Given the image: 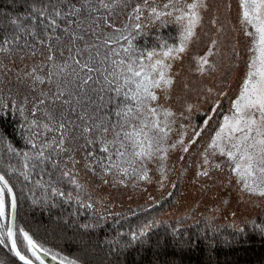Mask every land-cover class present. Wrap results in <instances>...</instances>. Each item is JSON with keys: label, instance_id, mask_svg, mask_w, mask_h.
<instances>
[{"label": "snow or ice", "instance_id": "obj_1", "mask_svg": "<svg viewBox=\"0 0 264 264\" xmlns=\"http://www.w3.org/2000/svg\"><path fill=\"white\" fill-rule=\"evenodd\" d=\"M35 2L41 5L31 9L37 18L36 27L43 25L41 35L49 41L46 59L55 61L53 42L56 47L67 52V58L62 64L53 63V71L46 73L48 83L53 82V77H60L55 81V90L41 91L36 101H29L27 96L22 101L32 104L29 108L33 117L29 126V143L35 153L23 154V171L20 175L27 181L37 167L51 162L52 167L61 172V176L71 178L73 174L60 169L62 161L54 160L51 152H56L57 156L69 153L73 150L66 147L69 138L75 140L82 137L85 141L82 147L88 148L87 156L92 158L85 164L86 168H92L94 163L104 175L111 173L122 177L139 171V178L147 179V172L141 171L142 166L157 154L167 153L168 149L164 144L174 122L170 119L174 114L159 106L158 93L167 92L173 84L170 61L185 53L194 39L201 22L199 9L205 6L204 0H191L190 3L187 0H167L163 9L151 7L152 18L155 19L173 16L175 13V22L181 29L179 46L167 47L162 52H138L129 36L124 34L125 30L109 23L105 16L94 15L100 9L111 10L113 5L107 0H96L95 4L91 0H83L79 6L73 0ZM239 5L242 9V23L250 29L246 35L251 40L253 56L247 65L248 71L238 98L231 103V114L223 117L208 149L211 154L219 153L230 162L231 171L247 192L264 197V0H239ZM134 12V19L140 21L142 9L136 6ZM11 24L19 31H28L33 37L38 35L35 29H25L17 20H12ZM134 27L139 31L141 25L137 23ZM104 28L110 31L105 32ZM63 36L67 39H62ZM19 40L18 35H13L11 40L4 39L0 42V53L10 51V47L3 45L18 44ZM121 41H126L128 46L121 45ZM40 43L43 45L44 40H40ZM60 55L64 56V51ZM207 65L208 56L197 59L201 73ZM36 72L37 69H33L26 74L27 79L32 81L33 86L45 84V76L37 75ZM20 82H24V77L20 78ZM96 85L100 86V92L114 93L116 98H122L125 102V106L115 113L120 119L113 124L107 116L96 115V109L92 115L86 111L81 112L78 119L83 123L78 126L79 132L74 134V121L69 117L81 105L82 100L78 98L81 93L87 96L89 90L96 92ZM73 86L76 88L75 92L72 91ZM74 97L76 107L72 106ZM99 99L103 100L104 97L100 96ZM88 102L94 103L90 97ZM4 107V100L0 97V110ZM7 107L12 108V103L9 102ZM15 107L23 113L24 108L19 105ZM188 111H191L190 106ZM94 144L100 145L99 151L104 154L103 159H94L90 147ZM183 150L187 152L188 148ZM165 158L166 155L160 156L161 160ZM204 163H209L207 154ZM216 167L219 168L220 165L217 164ZM200 175L207 176L208 172L203 171ZM71 183L83 190V186L77 184L75 179H71ZM37 184L44 187L39 181ZM49 187L53 196L65 195L50 184ZM6 197H10V210L14 220L16 197L5 175L0 174V221L8 220ZM68 198H72L71 194H68ZM87 207L91 208L92 205L88 204ZM148 227L151 225L142 228L138 234L133 233L132 239L137 240L146 235ZM0 229H5V223H0ZM19 234L30 256L18 247L12 223H8L5 231H0V244H4L7 237L11 251L22 264H34V261L45 264L44 257L49 256L57 264H76L75 260L44 249L22 229Z\"/></svg>", "mask_w": 264, "mask_h": 264}, {"label": "trees", "instance_id": "obj_2", "mask_svg": "<svg viewBox=\"0 0 264 264\" xmlns=\"http://www.w3.org/2000/svg\"><path fill=\"white\" fill-rule=\"evenodd\" d=\"M73 2L79 6L83 0H73ZM91 2L95 4L96 0ZM107 2L113 5L111 10L100 9L94 15L105 16L109 23L125 30L124 34L129 36L134 49L138 52H162L167 50V47L179 46L181 29L175 22V13L173 16L155 19L152 18L151 11L148 14L143 8L144 3L141 6L137 0H107ZM187 2L190 3L191 0ZM204 2L208 3V0ZM120 5L132 7L131 11L127 14L120 13L118 9ZM40 6L35 0H0V42L4 39L11 40L13 35H18L20 37L18 44L3 46L10 47L8 52L10 56L32 58L27 63L29 71L37 69L36 74L45 76L46 80L45 84L33 86L32 81L26 77L27 80L24 79L23 83L11 85L10 89L15 94L11 102L13 107H7L8 103H6L0 110V173L5 175L17 199V242L18 231L22 229L45 249L75 260L78 264H264V228L254 227L238 232H225L217 229L207 230L202 224L180 228V223H170L153 228L147 231L146 235L133 240L132 234H138L156 216L163 213L172 203L171 198L162 199L153 207L133 215L104 219L95 203H91L92 207L89 208L87 204L83 205L79 202L81 194L77 187L69 181V178L61 176V172L53 168L51 162L37 167L27 181L20 175L23 171V154L35 153L29 143V126L33 119L29 108L32 104H25L22 101L25 96L29 101H36L41 91L55 90V81L60 77H53V82L48 83L46 73L53 71V63L62 64L67 58V52L63 48L56 47L53 42L55 61L46 59L49 41L41 35L43 25L36 27L37 18L31 12L33 7ZM136 6L142 9L140 21L134 19ZM152 7L163 9V6L159 7L155 4ZM203 8L199 9L201 22L196 29L194 39L202 24ZM12 20H17L25 29H35L38 35L33 37L28 31L17 30L11 24ZM143 20L146 26L140 23ZM137 23L141 25L139 31L134 27ZM103 31L107 32L110 29L104 28ZM62 39L67 37L63 36ZM40 40H44L43 45ZM191 43L185 53L178 59L170 61L173 84L174 67L189 52ZM121 45L128 46L126 41H121ZM61 51H64V56L60 55ZM33 52L36 54L32 55ZM103 52L102 48L101 54ZM172 86L167 92L158 93L160 107H162V95L173 90ZM99 89L100 86L96 85V92L89 90L87 96L81 93L78 97L82 103L77 107L76 113L69 117L74 121L72 126L74 134L79 132L78 126L83 123L78 119V114L81 112L86 111L92 115L93 110L96 109V115L107 116L109 122L115 124L119 121L120 118L115 113L125 106V102L122 98H116L114 93L100 92ZM72 91H76L75 86ZM100 96L104 99L100 100ZM89 97L94 103L88 102ZM75 99L76 97L73 98V107H76ZM16 105L24 108L23 113L16 110ZM217 128L215 131L218 130ZM215 131L210 140L215 135ZM84 144L82 137H77L75 140L70 137L66 147L73 149L72 151L59 156L56 152H51V155L54 160L62 161L60 169L67 170V165L71 161L79 162L84 158H90L87 156L88 148L82 147ZM90 147L94 159H103L104 154L99 151V144ZM77 156L80 158L76 159ZM222 158L226 160L225 157ZM149 162L150 160L142 166L141 171H146ZM86 163L88 162H84V166ZM137 174L140 172L129 174L123 179ZM112 176L116 175L112 174ZM38 181L44 185L43 188L38 186ZM49 184L65 195L53 196ZM68 194H71V199L68 198ZM0 257L8 264H22L11 251V245L8 247L5 243L0 244Z\"/></svg>", "mask_w": 264, "mask_h": 264}, {"label": "rangeland", "instance_id": "obj_3", "mask_svg": "<svg viewBox=\"0 0 264 264\" xmlns=\"http://www.w3.org/2000/svg\"><path fill=\"white\" fill-rule=\"evenodd\" d=\"M137 1L141 6L144 3L148 14L154 4L162 7L167 2ZM204 4L197 36L189 52L174 67L173 90L162 95V107L174 114L170 118L174 122L164 144L168 151L150 160L146 169L148 178L142 180L140 174L126 179L120 175H104L94 163L92 168L84 166L91 158L76 163L71 161L67 165V171L73 174L67 177L69 181L75 179L83 186V190L77 188L81 194L79 202L83 205L95 203L104 219L133 215L162 199L171 198L172 203L149 223L151 227L147 231L170 223H180V228L202 224L207 230L225 232L264 228V197L247 192L231 171L230 163L208 149L210 137L223 122V117L231 114V103L238 98L246 78L247 65L253 56L251 40L246 35L250 29L242 23L239 0H208ZM131 8L118 6L122 14H127ZM140 23L146 26L145 20ZM203 56H208V65L201 73L197 59ZM31 60L0 53V97L4 104L14 100L11 85H19L21 77L26 79V74L30 73L27 63ZM189 106L191 111H188ZM185 147L187 152L183 150ZM206 154L208 164L204 163ZM161 155L166 158L161 160ZM203 171L208 175H200ZM9 202L6 197L8 220L0 221L5 223V229L10 219ZM20 230L19 247L30 256ZM5 240L9 247L7 237ZM0 264L8 263L0 257Z\"/></svg>", "mask_w": 264, "mask_h": 264}, {"label": "water", "instance_id": "obj_4", "mask_svg": "<svg viewBox=\"0 0 264 264\" xmlns=\"http://www.w3.org/2000/svg\"><path fill=\"white\" fill-rule=\"evenodd\" d=\"M1 174V173H0ZM9 185H10V183H9ZM11 186V185H10ZM12 187V186H11ZM13 189V188H12ZM13 194L15 195V192H14V190H13ZM15 197H16V195H15ZM9 199H10V197H9ZM16 219H17V199H16V210H15V218H14V220L12 219V215H11V211H10V219H9V223H12L13 225H14V231L16 232V234H17V229H16ZM16 239H17V235H16ZM11 245V244H10ZM41 246V245H40ZM19 247V246H18ZM44 248V247H43ZM45 249V248H44ZM17 259H18V257H16ZM34 259V258H33ZM19 260V259H18ZM44 260H45V264H57V262L56 261H53L52 259H51V256H49V257H44ZM20 261V260H19ZM21 262V261H20ZM22 263V262H21ZM34 264H38V262H35L34 261Z\"/></svg>", "mask_w": 264, "mask_h": 264}]
</instances>
